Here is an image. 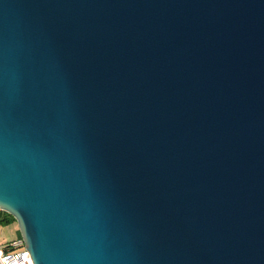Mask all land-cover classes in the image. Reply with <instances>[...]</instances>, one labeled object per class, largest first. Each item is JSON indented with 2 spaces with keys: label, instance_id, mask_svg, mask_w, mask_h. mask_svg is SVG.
Here are the masks:
<instances>
[{
  "label": "water",
  "instance_id": "obj_1",
  "mask_svg": "<svg viewBox=\"0 0 264 264\" xmlns=\"http://www.w3.org/2000/svg\"><path fill=\"white\" fill-rule=\"evenodd\" d=\"M0 208L30 264H264V0H0Z\"/></svg>",
  "mask_w": 264,
  "mask_h": 264
},
{
  "label": "built area",
  "instance_id": "obj_2",
  "mask_svg": "<svg viewBox=\"0 0 264 264\" xmlns=\"http://www.w3.org/2000/svg\"><path fill=\"white\" fill-rule=\"evenodd\" d=\"M2 210L4 211L0 208V216ZM0 264H30L26 255V245L21 236L0 244Z\"/></svg>",
  "mask_w": 264,
  "mask_h": 264
},
{
  "label": "crops",
  "instance_id": "obj_3",
  "mask_svg": "<svg viewBox=\"0 0 264 264\" xmlns=\"http://www.w3.org/2000/svg\"><path fill=\"white\" fill-rule=\"evenodd\" d=\"M8 224V223H7ZM1 225V224H0ZM3 236L2 239H0V244L6 243L9 239L20 236V231L18 228V225L16 224L12 229L10 234L8 233V231L3 230L2 232Z\"/></svg>",
  "mask_w": 264,
  "mask_h": 264
},
{
  "label": "rangeland",
  "instance_id": "obj_4",
  "mask_svg": "<svg viewBox=\"0 0 264 264\" xmlns=\"http://www.w3.org/2000/svg\"><path fill=\"white\" fill-rule=\"evenodd\" d=\"M13 217H14V216H13ZM16 224H17V222H16V219H15V218H14V219L12 218L11 221H10V223H8V224H1V225H0V239H2V236H3L2 232H3V230L8 231V233L10 234L11 229H12Z\"/></svg>",
  "mask_w": 264,
  "mask_h": 264
},
{
  "label": "trees",
  "instance_id": "obj_5",
  "mask_svg": "<svg viewBox=\"0 0 264 264\" xmlns=\"http://www.w3.org/2000/svg\"><path fill=\"white\" fill-rule=\"evenodd\" d=\"M14 219L13 215L7 211L2 210V214L0 216V224H7L10 223L11 219Z\"/></svg>",
  "mask_w": 264,
  "mask_h": 264
}]
</instances>
